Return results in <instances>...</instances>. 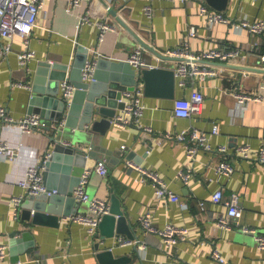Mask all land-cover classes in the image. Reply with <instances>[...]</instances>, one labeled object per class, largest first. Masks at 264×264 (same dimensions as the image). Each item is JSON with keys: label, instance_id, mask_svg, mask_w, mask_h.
Segmentation results:
<instances>
[{"label": "crops", "instance_id": "crops-1", "mask_svg": "<svg viewBox=\"0 0 264 264\" xmlns=\"http://www.w3.org/2000/svg\"><path fill=\"white\" fill-rule=\"evenodd\" d=\"M199 7L198 0L184 3L89 0L75 9L68 0H45L37 11L27 46L20 34L9 41L0 36V44H10L8 52L0 56V105L6 106L14 119L30 114L27 101L38 62L59 61L71 65L78 45L89 49L90 58L106 57L115 61L126 60L131 50L142 47V58L146 63L171 68L178 59L163 52L184 43L195 54L214 47L241 48V55L230 60H205L216 71L215 75L200 80L190 76L183 86L175 77L174 98L146 95L143 81L139 79L136 84L142 88L141 102L144 103L140 121L151 130L133 124L121 127L112 123L99 138L98 155L88 158L87 194L102 198L109 205L111 193L119 198L120 207L135 232L133 239L138 240L134 244L119 242V237L130 238L125 234L101 239L98 227L95 234H90L79 221L61 216L55 226L32 224L24 219L21 208L27 198L26 189L17 180L24 176L28 166L50 153L53 141L44 127L24 132L16 122L6 125L0 119V137L18 145L15 161L2 159L0 162V243L7 246L8 252L2 262L102 264L94 246L100 241V249L107 247L114 255L126 257L122 264H264V249L255 240L256 234H264V163L255 154L258 146L264 144V32L251 33L232 23V20L243 19L264 21V0H228L225 10L220 11L229 21L213 23ZM84 14L88 20L79 25V18ZM99 21L110 25L102 41L99 39ZM253 40H257V44L251 45ZM24 48L35 52L26 67L18 62ZM159 52L163 56H158ZM69 75L68 71L67 78L71 80ZM19 80L28 85L13 86V82ZM60 81L54 94L46 92L47 96L53 97V105L62 97ZM197 88L203 93L201 111L190 116H176V100L189 97L191 90ZM237 94L261 98L240 102ZM216 122L219 130L213 134L211 128ZM192 127L206 133L214 149L201 148L194 159H189L183 142L163 137V134L169 132L172 135L182 128ZM244 141L252 146L249 158L241 157L235 151V146ZM220 144L228 147L224 153L216 150ZM223 156L235 167L229 176L219 175L214 170ZM101 158H105L108 165L105 176L94 170ZM127 159L156 171L179 199L157 197L151 183L142 180L137 171L126 165ZM181 169L190 171L187 183L180 177ZM55 172L60 180L63 170ZM219 187L223 198L215 203L211 196ZM236 192L242 216L230 219L228 229L218 228L216 219L221 214L226 215L225 201ZM17 195L23 196L24 201L15 215L12 198ZM83 203L75 198L68 206L70 215L74 212L95 214ZM148 212L157 228L171 222L188 229L187 237L165 246L159 233L140 226L141 218ZM242 226L249 229L244 230ZM22 230H30L32 234L23 238L26 240H21L22 243L32 240L33 244L20 251L19 260L15 262L10 249L16 239L22 238ZM214 248L221 252L224 263L212 258Z\"/></svg>", "mask_w": 264, "mask_h": 264}, {"label": "built area", "instance_id": "built-area-1", "mask_svg": "<svg viewBox=\"0 0 264 264\" xmlns=\"http://www.w3.org/2000/svg\"><path fill=\"white\" fill-rule=\"evenodd\" d=\"M45 0H0V36L6 38L8 41L13 39L16 34H20L23 37V40L28 45V35L30 34V30L33 25L36 24L37 11L42 6ZM89 0H68V4L73 8H79L82 3H85ZM129 1V0H125ZM179 2H186L189 0H172ZM200 2L199 9L203 14L207 16L209 22L213 23V21H229L227 17L224 16L222 11L217 9H211L208 6L206 0H198ZM254 1V0H253ZM149 9L148 6H146ZM88 20V16L86 14L81 15L79 18V25ZM236 26L244 27L249 32L260 34L264 32V21L263 20H232ZM98 28L100 30L99 39L102 41L104 39L105 33L107 29L110 28V25L104 21L97 22ZM191 32V31H190ZM191 32L190 34H192ZM187 43H184L182 46H178V48L170 49L163 54L169 55L172 57H182L178 59L177 63L173 67L174 76L177 79V82L180 85H186V80L188 77L193 76L194 78L200 80L204 79L208 75H215L216 71L211 69L208 64L205 63V60H219V61H227L241 55V48L232 47V48H219L214 47L209 50L204 51L201 54H195L192 51H189L185 46ZM257 44V40H253L251 45ZM10 48L9 42L4 44H0V56L7 53ZM142 47H135L131 50L127 56L126 60L134 66L136 69H141L142 67H153L154 65L146 63L142 58ZM34 50L29 48H24L19 53V65L27 66V63L34 56ZM95 59L87 57V60L84 63L82 69V81H87L94 79L93 72L95 70ZM28 84L19 81H14L13 86H24L26 87ZM59 86H61L62 99L65 104L70 105L69 102L71 100V96L73 95L76 86L74 83L65 78L60 81ZM141 94L142 88L138 85H135L133 89H127L124 91L121 101L124 103V107L121 108L115 115L111 118L112 123L125 127V125L133 124L138 126L139 128H144L145 130H151V127L142 124L140 121V117L143 112L144 103L141 102ZM259 96H249L237 94V99L240 102H244L246 100H260ZM203 93L200 89H192L189 97H182L176 100V104L174 105V114L176 116H190L194 114H198L201 111L203 104ZM0 119L6 125H10L12 122H16L18 127L24 132L34 131L36 128L43 127L44 123L41 120V117L38 113H31L19 118H13L8 111L6 106L0 105ZM219 130L218 123H214L211 128V133L215 134ZM163 137L166 138H174L177 142H183L186 147V156L189 159H194L196 153L199 149L211 150L214 149L213 146L209 142V137L207 134L198 130L195 127L192 128H182L176 134H170L166 132L163 134ZM18 145H13L8 140L0 137V162L2 159H10L15 161L17 155ZM228 149L227 145L220 144L217 146L216 150L224 153ZM235 151L241 157L249 158L252 152V146L249 142H241L235 146ZM49 152H47L46 156L42 159H38L35 164H32L27 167L24 176L18 178L17 182L25 187L26 194L25 197L29 195H35L41 192H47V194L54 193V190H47L46 185L44 183V178L42 177V170L45 167V163L49 156ZM258 160L261 163H264V144L258 146L255 151ZM126 165L137 171L141 176L142 180H148L153 189L154 193L157 197L169 196L173 200H178L179 196L173 193L165 184L164 179L161 175H159L156 171L151 170L141 163L133 160L127 159ZM234 164L229 161L226 156H223L214 167L215 173L219 175L229 176L234 171ZM94 170L100 174L101 176H105L108 173V165L105 158L98 159L95 165ZM188 169H181L179 171L180 177H182L183 181L187 183L190 179L191 174ZM90 170L86 169L81 174V178L76 184L71 192V196H74L80 202L88 203V210L94 212L95 214L89 215L88 213L74 212L72 215H69L66 218L67 220H77L82 223L86 231L90 234H95L96 229L98 227L99 221L102 216L108 213L109 204L102 198L99 197H91L87 194L86 185L89 180ZM223 198L222 188H218L214 191L211 196L213 202L217 203L221 201ZM24 201V197L21 195L13 196L12 204L14 206V214L18 215V211L22 202ZM226 204V215H219L216 219V225L221 229H228L230 227V219H237L242 216V209L239 205V195L238 193H233L230 198L225 201ZM140 226L144 230L154 231L159 233L162 238L165 246H170L177 242L178 240H183L187 237V231L185 227L181 228L172 224L171 222H166L163 227L157 228L152 223V215L150 212L146 213L140 220ZM244 230L249 229L246 226H242ZM119 242L122 245H128L129 243H135L137 239L124 238L119 237ZM255 240L257 241V245L264 249V234H256ZM7 246L4 243H0V264H17V263H5L2 262L4 258H6ZM211 256L213 259L218 261L219 263H224L225 260L219 252L217 248H214L211 252ZM39 261V259H37Z\"/></svg>", "mask_w": 264, "mask_h": 264}, {"label": "water", "instance_id": "water-1", "mask_svg": "<svg viewBox=\"0 0 264 264\" xmlns=\"http://www.w3.org/2000/svg\"><path fill=\"white\" fill-rule=\"evenodd\" d=\"M206 2L211 8L225 10L228 0ZM109 9L111 10V7ZM77 49L71 65L41 60L35 67L32 93L27 101L28 112L38 113L44 123L43 127L50 132V140L53 143L42 170V177L47 190L56 191L51 194L41 192L27 196L21 208V215L32 224L55 226L59 223L60 216L64 218L70 215L68 206L75 199L71 196L72 189L86 169L88 158L98 155L96 150L99 149V138L111 126V118L117 110L124 107L121 97L125 90L133 89L140 79L143 81L146 95L166 98L175 96L174 70L162 65L136 69L127 60L115 61L97 57L92 58L96 61L92 74L94 79L82 81V69L87 57H90L89 49L80 45ZM157 54L163 56L160 52ZM180 58L182 57H176ZM68 71L69 78L76 86L70 105L65 104L62 97L53 105V97L47 96L46 92L54 94L58 81L67 78ZM57 169L63 170L59 176L60 180H57ZM98 228L101 239L120 234L134 237L135 232L120 207V200L113 193L108 213L102 216ZM29 234L32 235L30 230H22V238L16 239L11 246L13 261H18L20 251L33 244L32 240L27 243L21 241L26 240L23 238ZM99 245L100 241H97L94 246L102 264L126 262L125 256H116L112 249H100Z\"/></svg>", "mask_w": 264, "mask_h": 264}, {"label": "rangeland", "instance_id": "rangeland-1", "mask_svg": "<svg viewBox=\"0 0 264 264\" xmlns=\"http://www.w3.org/2000/svg\"><path fill=\"white\" fill-rule=\"evenodd\" d=\"M83 205H86V209L88 208V203H83ZM87 212V210H85Z\"/></svg>", "mask_w": 264, "mask_h": 264}]
</instances>
